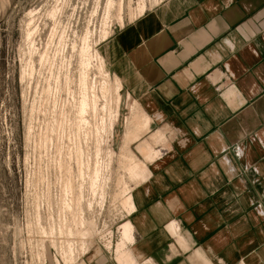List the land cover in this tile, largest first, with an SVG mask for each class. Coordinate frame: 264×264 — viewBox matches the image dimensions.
Listing matches in <instances>:
<instances>
[{"label":"crops","instance_id":"0c3cea01","mask_svg":"<svg viewBox=\"0 0 264 264\" xmlns=\"http://www.w3.org/2000/svg\"><path fill=\"white\" fill-rule=\"evenodd\" d=\"M99 51L131 113L151 120L134 142L155 156L131 193L126 253L135 264H264V0H162Z\"/></svg>","mask_w":264,"mask_h":264},{"label":"rangeland","instance_id":"374dc122","mask_svg":"<svg viewBox=\"0 0 264 264\" xmlns=\"http://www.w3.org/2000/svg\"><path fill=\"white\" fill-rule=\"evenodd\" d=\"M145 1L149 8L162 0ZM106 2L0 0V264H66L60 249L66 245L67 234L62 235L59 229L72 228L75 236L79 234L77 222L65 205L71 199L68 182H72L74 193L80 186L84 188L83 212L75 213H83L85 218L81 231L87 235L89 250L77 264H89L99 256L115 258L113 247L108 249L107 245L120 241V227L128 220L123 192L138 185L118 158L133 113L131 102L121 94L114 135L97 132L106 116L101 108L107 100L102 97L104 80L95 63L88 70L87 82L90 91L93 85L101 97V112L88 115L89 126L80 124L78 115L83 93V38L87 29H92L90 45L99 50ZM115 2L110 35L134 20L132 15L137 18L139 0H123L124 24L119 22L120 0ZM35 9L39 15L32 23L28 14ZM34 28L41 30L30 40L27 32ZM111 79L114 84L112 74ZM115 98L112 90L108 102L114 109ZM150 134L142 137L148 139ZM138 145L134 143L130 149L143 160ZM99 148L104 200L90 188ZM110 151L114 152L111 165L107 157ZM81 168L87 175L84 180L78 176ZM77 250L79 256L80 246Z\"/></svg>","mask_w":264,"mask_h":264},{"label":"bare ground","instance_id":"6f19581e","mask_svg":"<svg viewBox=\"0 0 264 264\" xmlns=\"http://www.w3.org/2000/svg\"><path fill=\"white\" fill-rule=\"evenodd\" d=\"M2 1L4 2L5 0H2ZM98 5H99V1H98ZM115 5H116L115 0H107L106 5H105L106 7L104 6V10H106V15L104 16L105 20H104V23L102 24L103 30H101V32H100L101 35H100L99 40L101 41V43L106 41L110 36L111 31H109V28H110L109 20L112 16L111 10L114 8ZM137 5L138 6H137L136 17L141 16L147 10V3L145 0H139V3ZM123 7H124V2H123V0H120V2H119V15L118 16H119V22L121 24H124V18L122 16ZM104 14H105V11H104ZM38 15H39V12L36 9L31 11L28 14L29 18H31L32 23L35 21V18L38 17ZM132 19H135V14L132 15ZM58 23L60 25V22H58ZM58 23H57V25H58ZM32 25L33 24H31V26ZM39 29L40 28L29 29L27 32L28 33V39L31 40L32 37L36 33H38ZM91 31H92V29H91ZM91 31L89 29H87V31L85 32L86 35L83 38L84 46L82 48V52H80L82 55V62L80 65L83 66L84 73H83V78H81L82 79L81 82H83V93H82V97H81L79 104H78V115H79V119H80V124L85 125V126L86 125L89 126L90 121L87 118L88 115L93 114L94 116H97V114H98L97 112L102 109L101 110L102 113L105 112L107 117L105 115L103 116L102 122H101V127L98 128L97 132L99 130H100V133L101 132L107 133V131H109L110 137H112L114 135L116 122L120 118V106L122 103L121 90L123 89L122 88L123 86L117 77L113 80L114 81V84H113L112 79H111V73L108 70V67H107V64H106L104 57L102 56V54L100 53V51L98 49L94 48V45H90V43L93 42V41H90V39L93 40V38L90 37L91 33L93 32V31L92 32ZM31 42L33 44V41H31ZM83 42H82V44H83ZM93 63H95L98 66L97 70H98V72L100 71V75L103 76L102 79L104 80V82L102 84V90L101 89L100 90L102 91V97L105 100H107L104 103V106H102V108L100 110H99V105H100L99 100L101 97H99V95L95 92L93 85H92L91 91H90V87L88 85L89 82H87V81H89L88 75H90V74H88V70L92 66ZM112 90H115V92H116L115 109L112 106L111 102L110 103L108 102V96L110 95ZM138 107L139 106H137V107L133 106V108H132L133 115L131 113L132 117H131L129 125L126 129V134L124 136L123 146L121 148V154L119 155L118 158H119V163L122 166V168H125L128 170L130 178L133 181H135L137 184H140L146 178L147 164L151 160H153L155 154L152 152L151 149L148 148L149 144L147 141L142 142L141 145L139 146V152L143 155L144 161H141L140 159H138V157L130 149V146L132 144H134V142H137L140 138H142V135L149 132V125H150L149 123L151 120H149L147 117H145L146 114H145V116H143L144 115L143 113H142L143 115H141ZM80 124H78V125H80ZM81 138H82V136H81ZM96 154H97V158L95 157L96 158V166H95V170H94L92 177H91V185H90L91 187L90 188L93 190L94 194L100 195V197H101L100 199L104 200L106 193H105L104 188L101 187V185H100V179H101L100 166H102L101 165V156H102L101 148L98 149ZM107 157L109 158L108 164L111 165L113 158H114V152L110 151L108 153ZM109 165H108V167H109ZM71 171H73V170H71ZM77 173H78V171H77ZM78 176L84 180L85 176H87V175L84 172V170L81 168ZM66 188H67L68 192L71 191V199L65 205H66L67 209L69 211H71V213L73 214L74 220L77 222L76 226L79 230V234L77 236H75L72 228H67V230L64 231V229H62V227H60V229H59L60 233L62 235H64L65 233L67 234V240L65 242L66 245L62 246L60 250L62 251L63 260L65 261L66 264H77V261L79 260V258L82 257L81 255H85L86 252L89 250L88 249L89 244L86 241V239H88L87 235L81 231L83 228H85V224H86L85 218L83 217V213L80 215H77V213H78L77 211L80 210L83 212L82 201L84 199V188L82 185V186H80L78 191L76 193H74V190H73L74 188H73L72 182H70V183L68 182V185L66 186ZM124 188H126V187H124ZM123 193H124V195H123L124 196L123 206H124V209L126 210V213L129 215L134 210V204H133L132 195H131L132 189L127 188L124 190ZM91 207H92V205H90V208ZM75 212H77V213H75ZM172 231H173V234L175 236H179V233H178V230L176 227H173ZM120 236H121V240L118 242V244L116 246H114L111 242L107 245V248L111 249L113 247L115 249V252L117 254V257H115V258H117L116 260L120 264H135L136 262L133 260V256H131L132 257L131 258L130 255L126 253L127 244L132 242L134 239L133 238V227L129 221H126L121 225ZM53 245L56 246L55 242H53ZM129 245H128V247H129ZM79 246H80L79 256H76V252H78L77 249ZM129 253H130V251H129ZM58 264H60V263L58 262Z\"/></svg>","mask_w":264,"mask_h":264}]
</instances>
